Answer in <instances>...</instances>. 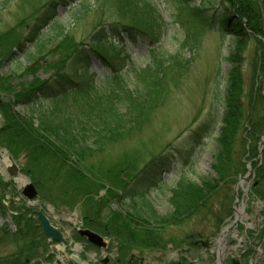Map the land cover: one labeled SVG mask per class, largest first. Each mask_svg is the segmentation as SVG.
Listing matches in <instances>:
<instances>
[{"label":"trees","instance_id":"trees-1","mask_svg":"<svg viewBox=\"0 0 264 264\" xmlns=\"http://www.w3.org/2000/svg\"><path fill=\"white\" fill-rule=\"evenodd\" d=\"M176 1L175 5L180 7L193 2ZM102 2L104 0H49L37 12L16 47L28 64L24 65L23 71L26 74L34 71L32 65L39 60L49 62L46 57L52 54L58 56L52 63L56 70L47 78L32 81L0 105L3 118L0 143L16 157L23 155L22 171L30 177L42 200L57 208V198L62 195L73 201L70 205L83 204V218L94 231L111 236L116 242L118 258L114 264H130L127 257L134 245L146 249H163L169 243L192 246L193 235L185 234L179 241L168 232L174 227L192 223L198 217L200 221L212 217L214 209L209 205L219 190L229 183L239 139L245 143L264 134V120L256 123L260 116L264 117V80L252 84L248 98L255 97L257 105L249 104L248 109L243 104L239 66L232 63L224 77L220 74L219 87L225 82L224 92L216 90V113L211 122V127L218 119L220 123L213 137L215 154L211 167L214 173L199 181L194 180L196 160L189 159L174 185L165 186L166 181L158 178L159 173L168 172L173 163L169 157L161 156L137 172L135 179L148 180L147 185H150L133 189L132 206L128 209L121 201L126 187L122 182L114 185L99 180L90 160L131 128L145 104L155 102L162 85L163 68H167L172 60L164 61L165 54L161 56L156 47H152V35L135 19L143 9L149 14L154 12L150 0H121L122 8L116 12L118 15L115 17L112 12L107 18L101 15ZM237 2L240 14L248 21L250 19L248 25L251 30L264 35L262 17L254 18L247 6L240 7L239 0ZM60 3L74 19L72 27L75 28L80 26L86 14L97 10L99 18L85 39L76 40L71 32L62 30L63 24L54 8ZM152 16L161 21L156 13ZM221 17L217 20L222 28H226V21ZM146 38L148 50L154 53L155 64L152 62L142 68L126 54L125 44L135 46ZM109 44L120 47L114 53L116 55L107 48ZM48 46L51 47L45 50ZM7 55V59L14 57L12 51ZM4 56L5 51L0 47V58ZM91 57L101 66L97 74L85 72L90 67ZM182 63V59H177L175 65ZM261 72L264 74V68ZM43 102L46 103V113H34V105ZM16 106L25 109L26 113L15 111ZM252 149L253 146L249 147L250 155L255 157L256 151ZM254 170L256 181L252 190L262 196L264 165L255 161ZM105 185V193L98 197L99 189ZM149 189L167 193L165 201L169 210L165 215H159L153 208ZM115 202L124 209L114 208ZM27 213L25 210L14 217V231L0 229V245H8L12 249L8 254L0 255V264H33L30 261L43 249L44 236L40 226ZM216 221L221 222V217L218 216ZM77 239L82 238L77 235Z\"/></svg>","mask_w":264,"mask_h":264},{"label":"rangeland","instance_id":"rangeland-1","mask_svg":"<svg viewBox=\"0 0 264 264\" xmlns=\"http://www.w3.org/2000/svg\"><path fill=\"white\" fill-rule=\"evenodd\" d=\"M48 1L0 0V47L4 49L6 56L0 58V73L2 74L0 81L3 84L0 86V105L13 98L14 94L20 93L32 81L47 78L56 70L52 63L56 62L54 60L58 59V56L50 54L51 56L46 57L49 62L39 60L37 64L32 65L35 70L26 74L23 69L27 62L16 48L22 34L27 30L37 12ZM93 1L90 0V2ZM150 1L154 12L149 14L143 9L139 13L140 16L135 19L140 21L142 27L152 35V47H156L161 56L165 54L164 61L172 60V62L167 68H163L162 85L158 89L159 94L155 102L145 104L141 114L132 122L131 128L110 142L101 153L96 154L95 158L90 160L99 180L114 185L122 182L126 187L121 201L128 209L132 206L133 189L147 188L150 185H147L148 180L135 179L137 172L161 156L169 157V161L171 160L176 167L169 169L171 174L160 171L158 178L166 181L165 186L174 185L180 173L187 167L189 159L196 160L194 180L199 181L214 173L211 167L215 154L213 137L216 136L220 123L218 119L211 127V122L215 117L214 112L216 113L214 107L216 90L224 92L225 82L219 87L221 85L220 74L224 77L232 63L239 66L244 90L243 104L248 106V109L249 104L257 105L255 97L248 98V94L252 92V84L264 80V74L261 72L264 68V35L251 30L248 25L250 19L248 21V18L241 15L237 8L238 0H193L190 5L181 7L175 5L174 2H178L176 0ZM102 3L104 7L101 15L104 18L113 14L112 12L116 17L118 15L116 12L121 11V0H104ZM239 6L243 8L247 6L248 10L254 14V18L259 15L264 21V0H239ZM54 8L59 21L63 24L62 30L71 32L76 40L85 39L92 30L95 20L99 18L97 10L92 14H86L80 26L75 28L72 27L74 19L69 17L67 8L62 3ZM202 8L204 10H201ZM152 13H156L161 21L153 17ZM213 14H215L214 17H212ZM219 16H222V21L223 19L226 21V28H222L217 20ZM147 41L148 38L135 46L125 44L126 54L142 68L154 63V53L148 50ZM50 47H46L45 50ZM107 48L109 51L113 50L110 51L112 55H116L114 53L120 50V47L110 44ZM9 51L14 53L11 59H7ZM177 59H182L183 63L176 66ZM100 71L101 66L94 57H91L90 67L85 72L97 74ZM7 84L9 86H6ZM45 107L46 103L43 102L40 105H34L33 111L36 114L46 113ZM15 111L20 114L26 113L25 109L20 106H16ZM263 120L264 117L260 116L256 123ZM2 125L3 120L0 113V126ZM251 146H253L252 150L256 151L255 157L250 155L249 147ZM0 149L11 155L20 167L23 165V155L16 157L1 143ZM236 149L238 153L236 152L234 164L230 169L229 183L219 190L218 195L209 205L214 209L212 217L205 221H200L198 217L192 223L174 227L168 232L178 240L185 234L193 235V239L208 240V246L197 245L186 248L185 243L181 246H173L171 243L172 247L169 246L164 251H154L134 245L130 251L132 262H135L138 257H144L146 264H165L169 259H178L180 255H183L187 259L190 258V264L215 263L214 255L219 244V247L227 248V253L234 257L241 247L248 255L247 259L242 257V264H248L249 259H253L256 253H259L257 264H264V188L260 189L262 196L255 194L252 190V185L256 181L254 162L257 161V164L264 165L262 156L264 140L261 142V136L258 139L247 140L245 143L239 139ZM0 176L4 179L1 173ZM247 184H249L248 193L246 192L242 198V192ZM7 187L9 192L6 194L5 201L8 205V200L16 197L17 186L9 182ZM106 187L105 185L99 189L98 197L105 193ZM234 187H237L236 190ZM120 189L116 190L122 192ZM150 190L148 194L153 208L159 215H165L169 210L165 201L167 193L157 192L156 189ZM237 196L239 200L235 202ZM57 201V208L42 199L38 200L34 206L42 205V210L46 212L51 222L64 232V244L67 251L75 249V244H77L82 246L87 254H96L90 261L91 264H103L98 250L83 242H77L76 227H87L94 230L83 218L84 205L79 204L80 202L70 205L73 201L68 197L63 198L62 195L57 198ZM256 202H262V204L259 207L254 206ZM48 205L52 209L47 208ZM240 206H243V214L235 220L234 209ZM14 207L17 206H12L13 211L16 210ZM113 207L124 209L116 202ZM218 216L221 217V222L216 221ZM0 223L3 224L4 221ZM225 226H227L225 232L228 231L226 243L216 242L214 238ZM103 236L110 242L108 252L105 254L107 258L112 256L108 264H113L116 242L111 236ZM177 247L180 250H178V255L174 256ZM44 250L53 251L54 243H46L39 253ZM75 250L80 254L82 249ZM11 251L10 246L0 245V255L3 256Z\"/></svg>","mask_w":264,"mask_h":264},{"label":"water","instance_id":"water-1","mask_svg":"<svg viewBox=\"0 0 264 264\" xmlns=\"http://www.w3.org/2000/svg\"><path fill=\"white\" fill-rule=\"evenodd\" d=\"M263 139H264V134L261 136V142L263 141ZM9 172L12 175L17 174L18 167L15 164H12V168H9ZM22 194L28 199H34L37 197L36 189L28 180L26 181ZM38 217H39L40 224H41L44 235L47 236L48 239L50 240L57 241V242H63L64 238H63L62 232L58 230L56 227H54L50 223L49 219L42 212H38ZM79 233L81 236L85 237L89 242L93 243L96 246H99V247L106 246V242L104 238L98 233H95L94 231H91L89 229H80ZM71 258L75 263L83 264L78 256L72 255ZM41 260H44V257ZM55 263L65 264L58 258L55 260Z\"/></svg>","mask_w":264,"mask_h":264},{"label":"flooded vegetation","instance_id":"flooded-vegetation-1","mask_svg":"<svg viewBox=\"0 0 264 264\" xmlns=\"http://www.w3.org/2000/svg\"><path fill=\"white\" fill-rule=\"evenodd\" d=\"M2 207L1 205V202H0V208ZM0 212H3V211H0ZM243 254V251H239V253L236 255L237 258H238V262H240L241 260V255ZM219 255H220V258H218L217 262L215 263H210V264H229V254L227 253V250L226 248L224 247H221L220 251H219ZM216 259V257H215ZM231 261V259H230Z\"/></svg>","mask_w":264,"mask_h":264},{"label":"bare ground","instance_id":"bare-ground-1","mask_svg":"<svg viewBox=\"0 0 264 264\" xmlns=\"http://www.w3.org/2000/svg\"><path fill=\"white\" fill-rule=\"evenodd\" d=\"M18 180H19V178H18ZM237 213H238V215H239V213H241V210L239 209V210L237 211Z\"/></svg>","mask_w":264,"mask_h":264}]
</instances>
